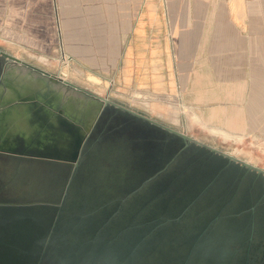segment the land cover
<instances>
[{
	"label": "flooded vegetation",
	"instance_id": "af4514ba",
	"mask_svg": "<svg viewBox=\"0 0 264 264\" xmlns=\"http://www.w3.org/2000/svg\"><path fill=\"white\" fill-rule=\"evenodd\" d=\"M11 62L0 55V86ZM114 113L107 109L90 134L80 122L71 133L68 151L80 152L77 166L25 157L38 154L24 147L0 149V174L3 166L13 170L0 176V264H264V176L192 146L172 162L179 148L167 135L129 129ZM34 168L48 175L37 187L42 194L11 196ZM94 175L111 178L110 187L133 185L136 193L85 209L99 193H88ZM167 185L176 194H158ZM182 202L194 208L190 219L188 210L173 211ZM140 206L149 207L143 221L135 218ZM204 216L211 219L199 227ZM140 224L153 234L141 236ZM181 225L175 237L182 240L174 242Z\"/></svg>",
	"mask_w": 264,
	"mask_h": 264
},
{
	"label": "crops",
	"instance_id": "0c3cea01",
	"mask_svg": "<svg viewBox=\"0 0 264 264\" xmlns=\"http://www.w3.org/2000/svg\"><path fill=\"white\" fill-rule=\"evenodd\" d=\"M0 38L27 57L63 45L124 93L171 101L225 137L264 138V0H0ZM28 98L6 112H32Z\"/></svg>",
	"mask_w": 264,
	"mask_h": 264
},
{
	"label": "rangeland",
	"instance_id": "374dc122",
	"mask_svg": "<svg viewBox=\"0 0 264 264\" xmlns=\"http://www.w3.org/2000/svg\"><path fill=\"white\" fill-rule=\"evenodd\" d=\"M0 49L22 60L21 63L11 62L9 64L0 86V149L20 150L19 148L24 147V152L28 151L39 155H73L74 153L68 151L71 143L69 141V137L72 136L71 133L74 134L78 130L77 125L79 122L81 130L83 127L84 129L85 127L89 128L103 104L92 99V96L83 90L85 89L109 97L165 125L185 132L204 143L234 154L264 169V138L255 136L235 138L228 134V137H225L224 134L226 133L206 129L196 124L193 116L191 118L190 115L186 114L183 107L171 101L158 103L157 106L155 101L150 98L149 93L141 91L124 93L123 90L109 85L95 76H89L87 72L75 65L63 45H58L52 55L27 57L24 56L21 47L0 38ZM32 77L34 79H44L47 87L43 88L45 84L40 83L37 88H27L26 86L31 85L30 78ZM57 77L67 79L82 89H76L61 81L57 82L55 80ZM21 96L29 97L24 100L31 102L32 112L31 109L28 111L27 107L24 116L6 112L12 110L14 101H17ZM45 98L47 100L44 101V105L53 110L52 113L54 114L45 112L40 105L39 101ZM87 118L92 121L88 126L85 125ZM46 119L47 121L44 123ZM49 120L50 124L48 123ZM61 121L72 124H60ZM40 122L44 124L39 127ZM22 127L25 129L24 136H19L17 129ZM41 128H46L43 130L42 136L38 132ZM79 132L81 133L80 130ZM52 145H61L63 148L52 149L50 147ZM11 175H13V170L3 166L0 176L9 178ZM102 176L94 175L92 177L91 185L87 187L89 189L88 193L92 195L99 192L100 194L94 195L92 205L87 208L84 207L85 209L97 207L98 204L108 200L112 194V188L109 186L111 178L105 175L104 178H101ZM47 177L48 175L38 168L25 170L20 179L16 181L19 186L11 192V196L26 198L41 195L42 193L37 187ZM116 179L120 178L116 177ZM100 188H105L106 191L101 192L99 191ZM142 212L136 214L135 218L139 217L143 221L147 216H150V213Z\"/></svg>",
	"mask_w": 264,
	"mask_h": 264
},
{
	"label": "water",
	"instance_id": "95a60500",
	"mask_svg": "<svg viewBox=\"0 0 264 264\" xmlns=\"http://www.w3.org/2000/svg\"><path fill=\"white\" fill-rule=\"evenodd\" d=\"M0 55H2L3 57H5L6 59H8L9 61L12 62H18L21 63L22 60L18 57H15L9 53H7L6 51L0 49ZM57 82L61 81L63 83H65L66 85L75 87L76 89H82L81 87L77 86L76 84L70 82L67 79H64L62 77H57L55 79ZM85 92H87L88 94H90L92 96V98L94 97L96 100L101 101L103 104L99 110V112L97 113L94 121L92 122L91 126L88 129V132L90 134V132L93 130L96 122L99 120V118L104 114V112L107 109H112L115 111L114 115L118 116L119 119L125 121L124 125L129 128V129H136V130H154L157 131L159 133V135L165 134L167 135L168 138H170L171 141H173L174 145H177L179 148V151L177 153H175V156L172 159V162H175L179 156L185 151L187 150L189 147H196L202 150H205L213 155H217L225 160H227L230 164H236L239 165L240 167H242L243 169L248 170L249 172H254L257 173L258 175H262L264 176V169L260 168L246 160H243L237 156H235L234 154L225 152L217 147L211 146L207 143H204L201 140L196 139L195 137L188 135L185 132H181L178 129H175L173 127H170L168 125H165L141 112H138L134 109H131L123 104H120L112 99H110L109 97H104L100 94L91 92V91H87L85 89H83ZM25 157H30V158H40V159H44V160H51V161H57V162H61V163H73L75 166L78 165V162L80 161V157L81 154L79 151H77V153L73 156H64V155H55V156H46V155H33V154H25L23 155ZM164 171V168L159 170L156 174L150 176L149 178H147L146 182H151L152 180H154L157 176H159L160 173H162ZM75 174V170L72 171V176H71V180L74 177ZM112 188V194L109 196L110 199H118V198H125V195L127 194H134L136 193L134 186L133 185H125V189H121V187H111ZM166 188V189H164ZM128 192H125V190H128ZM134 189V190H133ZM176 189V188H175ZM174 189V185H167V186H163V188H160L158 190V194H176V191ZM153 191V190H152ZM126 195V196H127ZM135 195V194H134ZM186 202H182L180 204H184L182 207H177V208H173L174 213L175 212H179V211H187L186 212V217H188L187 219H190V215L191 213L194 211L193 207H189V208H184ZM140 208L142 209V211H149V207L142 208V206H140ZM211 219V217L209 216H204V218H201L199 227H204L206 225V223ZM141 226V236L147 235L148 237L151 236V234L149 232V229H151L152 227L148 224H140ZM185 225H181L179 226V228L176 230L177 227H174V242L176 241H181V237L179 239H177L175 236L177 235L176 232L180 231V228H183ZM152 230V229H151ZM188 238V237H187ZM184 238V240H188L190 239V237L187 239ZM148 240H143V242H146Z\"/></svg>",
	"mask_w": 264,
	"mask_h": 264
},
{
	"label": "bare ground",
	"instance_id": "6f19581e",
	"mask_svg": "<svg viewBox=\"0 0 264 264\" xmlns=\"http://www.w3.org/2000/svg\"><path fill=\"white\" fill-rule=\"evenodd\" d=\"M30 81H31V85H28V86H26L27 88H37L39 85H40V83H41V80L40 79H38V78H36V79H34L33 77L32 78H30ZM26 88V89H27ZM36 99H37V97H36ZM95 99V98H94ZM96 100V99H95ZM97 101H99V100H97ZM30 102V101H29ZM99 102H101V101H99ZM31 103V102H30ZM62 117V116H61ZM47 121V119L44 121V123ZM62 122V121H61ZM92 121H91V119H89V118H87V120L85 121V125L86 126H88V125H90V123H91ZM49 123V122H48ZM89 128H86L85 127V129H84V127H83V131L85 132V131H87ZM80 140H78V142H77V146H80V142H79ZM76 153H74L73 155H75ZM39 155V154H38ZM56 154H54V155H50V156H55ZM73 155H69V156H73ZM46 156H48V155H46Z\"/></svg>",
	"mask_w": 264,
	"mask_h": 264
}]
</instances>
